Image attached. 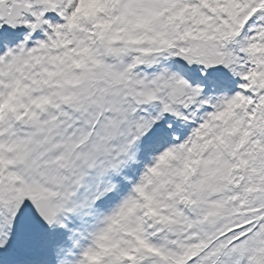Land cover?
Here are the masks:
<instances>
[{
	"label": "rangeland",
	"instance_id": "obj_1",
	"mask_svg": "<svg viewBox=\"0 0 264 264\" xmlns=\"http://www.w3.org/2000/svg\"><path fill=\"white\" fill-rule=\"evenodd\" d=\"M45 1L49 12H56L65 2L67 11L59 14L66 18L73 39L62 36L53 49L44 46L37 53L13 58L16 68L9 79L8 113L0 138V150L5 148L0 157H9H3L2 163L22 166L29 155L40 164L32 169L36 175L52 172L54 175L43 176L45 181L61 180L57 185L63 199L84 194L93 174L118 171L132 160L139 171L142 148L134 159L131 152L145 134L141 121L149 132H155L161 109L175 112L183 117L173 120L183 128L177 140L181 144L155 164L152 158L157 149L150 150L149 161L140 164L148 170L139 171L144 180L136 188L138 198L131 199L133 205L126 202L121 209L130 203L129 208L115 221L113 215L100 219L91 213L90 218L98 225L111 222L113 229L130 230L136 237L128 251L133 258L140 249L138 239L146 251L160 255V263L147 260L144 264H169L170 256L177 264H264V75L259 71L251 77L248 70L256 67V57L239 51V37L228 47L218 46V52L205 37L192 33L191 41L183 30V17L189 12L185 10L187 0ZM239 3L240 7L235 3L236 21L245 22L254 15V21L260 16L264 22V0ZM79 16L87 26L80 25ZM84 36L93 37L91 47L85 45ZM72 42L74 48L69 49ZM192 42L195 50L186 54ZM124 53L130 58L125 59ZM133 62L152 66V74H137L130 69ZM183 65L190 68L189 75L199 71L205 76L207 88L218 98L214 109L198 106L207 95L198 81V86H190L178 75ZM160 68L163 71L153 79L151 75ZM211 68L221 71L213 73ZM216 85L220 92L212 88ZM224 92L236 95L219 96ZM1 94L4 92H0V105ZM146 101L155 103L156 115L149 113V121L140 117ZM194 119L204 123L195 125ZM196 128L199 130L191 135ZM3 169L0 166V174L9 187L14 186L22 196L31 194L34 184ZM9 198L24 201L16 194ZM15 209L13 205L11 211ZM139 209L145 220L150 216L157 223L193 217L181 224L177 257L176 252L161 253L162 242L152 246L140 238L143 232L126 216L136 219ZM83 223H88L87 218ZM93 263L87 259V264Z\"/></svg>",
	"mask_w": 264,
	"mask_h": 264
},
{
	"label": "trees",
	"instance_id": "obj_2",
	"mask_svg": "<svg viewBox=\"0 0 264 264\" xmlns=\"http://www.w3.org/2000/svg\"><path fill=\"white\" fill-rule=\"evenodd\" d=\"M187 4L189 12L183 17V30L190 39L192 33V36L205 37L206 42L208 39L216 49L223 41L239 37L236 40L239 51L256 57L257 68L251 71V75L255 76L259 71L261 76L264 75V24L249 27L245 22L236 21L235 0H188ZM217 26L220 28L213 34ZM191 48L186 50V54L194 52L195 47Z\"/></svg>",
	"mask_w": 264,
	"mask_h": 264
},
{
	"label": "bare ground",
	"instance_id": "obj_3",
	"mask_svg": "<svg viewBox=\"0 0 264 264\" xmlns=\"http://www.w3.org/2000/svg\"><path fill=\"white\" fill-rule=\"evenodd\" d=\"M187 72V71H186ZM187 74H189L188 72H187ZM186 80L190 83V81H191V79L189 78V77H187L186 78Z\"/></svg>",
	"mask_w": 264,
	"mask_h": 264
}]
</instances>
